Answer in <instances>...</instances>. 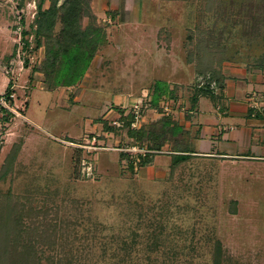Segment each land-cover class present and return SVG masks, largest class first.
<instances>
[{"label":"rangeland","instance_id":"obj_1","mask_svg":"<svg viewBox=\"0 0 264 264\" xmlns=\"http://www.w3.org/2000/svg\"><path fill=\"white\" fill-rule=\"evenodd\" d=\"M39 2L0 0V203L13 196L23 222L53 234L52 253L72 264H213L218 241L220 264H264V157L230 155L257 153L264 140L204 144L212 154L177 165L171 143L142 167L122 156L139 149L122 117L134 115L131 128L166 113L181 120L196 87L217 90L210 59L219 70L261 64L264 0H87L108 42L77 85L53 90L33 71L45 54L34 39ZM155 81L176 100L150 108Z\"/></svg>","mask_w":264,"mask_h":264},{"label":"trees","instance_id":"obj_2","mask_svg":"<svg viewBox=\"0 0 264 264\" xmlns=\"http://www.w3.org/2000/svg\"><path fill=\"white\" fill-rule=\"evenodd\" d=\"M43 1L40 0L37 7L34 39L36 47L43 43L45 54L41 63L35 66L33 71L43 73V82L49 90L61 86L73 87L81 81L96 53L108 41L103 30L95 24V16L88 10L87 0H65L58 7L56 0H52L50 6L45 9L42 8ZM83 16H88V22L85 26L82 24ZM58 18L61 26L59 31L54 34L53 28ZM24 43L26 46L28 45L27 40ZM207 52L211 53V50ZM210 60L207 65V70L210 72L209 81H215L221 85L223 77L219 68L215 67L216 64L220 65L221 60L216 61L215 65H213L214 59ZM259 66H264V59ZM7 85L5 99L10 100L12 94V90L9 88L10 82ZM150 89V99L147 102L150 108L159 109V102L166 96L176 100L175 91L170 88L166 81H155ZM194 91L191 99L192 104L195 103L199 95H207L213 92L211 88L201 86L196 87ZM5 111L8 113L7 110ZM123 119L122 128L125 130V137L128 142L145 150L144 153L139 151L135 156L122 152V156L127 159V165L130 169L134 167V164L139 167L149 164L156 154L162 152V148L167 142L171 143L172 165H177L189 157L187 156L189 155L188 151L182 149L181 146L182 142L179 137L181 128L171 115L163 114L153 122L143 123L138 128H131L134 119L133 114L124 116ZM106 129L111 130L112 128L106 127ZM15 151H12L10 155V158L13 156L11 160L15 157ZM5 172L6 170L2 171V173ZM0 176H2L1 173ZM12 198L14 199L13 196ZM13 199L7 196L0 203V263L42 264L44 258L45 264H72L73 256L57 257V254H53L55 245L58 246L53 234L42 233V230L36 228L37 224L29 226L23 222V212ZM3 201H5L4 204ZM20 207L22 208L21 202ZM232 211L235 212L236 210ZM43 224L45 222L41 221L40 225ZM46 249L49 252L45 256ZM213 259V264H220L221 245L219 241L216 243Z\"/></svg>","mask_w":264,"mask_h":264},{"label":"crops","instance_id":"obj_3","mask_svg":"<svg viewBox=\"0 0 264 264\" xmlns=\"http://www.w3.org/2000/svg\"><path fill=\"white\" fill-rule=\"evenodd\" d=\"M220 72L223 77L221 85L212 81L215 84L216 91L212 89L211 94L199 95L195 103L186 111L184 110L186 119L182 117L179 120L180 118L175 119L172 117L181 128L180 135L183 134V136L188 137V141L192 138L193 140H200L198 141L199 149L197 151L194 149V141L191 143L193 146H190L189 150L186 149L189 154L187 155L188 158L200 154H212L211 148L210 151L202 150V148L204 144L209 146L215 141L233 146L236 141L243 145L247 142L250 144L249 141L254 135L256 142L264 140V66L250 69L239 64L224 65ZM209 101L215 107L213 113L208 109ZM180 107L185 109L182 105ZM166 115L171 114L166 113ZM226 127L228 129H225ZM224 136H227V138L223 139ZM169 144L167 142L165 145ZM171 149L170 147L168 153L172 152ZM258 152L230 155L232 157H264V147L259 146ZM217 155H221L223 158L229 157V154L223 151H220Z\"/></svg>","mask_w":264,"mask_h":264},{"label":"built area","instance_id":"obj_4","mask_svg":"<svg viewBox=\"0 0 264 264\" xmlns=\"http://www.w3.org/2000/svg\"><path fill=\"white\" fill-rule=\"evenodd\" d=\"M0 97H1V96H0ZM135 117H136V116H135ZM131 125L133 126L134 124H133V123H131ZM141 150H142V149H138V152H139V151L141 152Z\"/></svg>","mask_w":264,"mask_h":264}]
</instances>
